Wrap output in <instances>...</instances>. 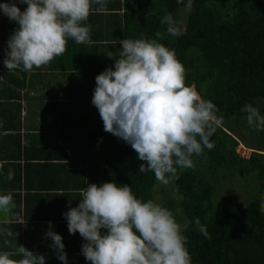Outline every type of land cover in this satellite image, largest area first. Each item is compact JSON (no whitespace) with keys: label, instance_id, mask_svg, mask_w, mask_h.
I'll list each match as a JSON object with an SVG mask.
<instances>
[{"label":"trees","instance_id":"obj_1","mask_svg":"<svg viewBox=\"0 0 264 264\" xmlns=\"http://www.w3.org/2000/svg\"><path fill=\"white\" fill-rule=\"evenodd\" d=\"M186 4L187 0H123L122 4L110 5L109 12L96 21L100 31H92L89 43L77 44L68 38L71 47L66 53L73 59L69 65H62L66 56L62 54L48 65L32 70L44 77L46 72L67 78L78 73L86 77L75 86L78 103L70 104L64 117L73 147L64 153L63 160H68L69 153L73 156L74 151L79 158L71 164L73 169L62 180V186L54 184L43 189L49 195L51 191H62L79 197L73 205L48 203L54 213L55 233L65 245L67 264H90L81 255L83 238L78 232L69 233L64 216L78 206L83 188L114 182L132 188L133 195L143 202H155L159 181L154 173H139V166L146 162L140 161L125 141L104 131L103 121L92 104L95 78L107 68L115 70L123 39L157 40L174 50L185 68L186 86L194 87L203 99L216 105L217 116L222 117L211 138L215 147L193 155V168H178L170 197L162 192L161 206L171 211L181 226L191 264H264V131L252 129L247 114L241 111L247 103L264 116V0H192L191 10ZM166 13L183 23L175 36L167 32V24L161 23ZM17 71L21 79L26 78L27 72ZM4 113L10 114L9 109ZM240 143L252 150L248 158L236 152ZM90 161L92 165L88 166ZM222 187L227 188L223 191L227 205L218 201ZM231 187L247 199L242 202L235 199L236 195L229 196ZM47 196L41 202H48ZM196 218L210 239L201 234ZM106 232L101 230L102 235ZM42 242L25 247L38 255L52 253L45 264H63L51 247L53 241Z\"/></svg>","mask_w":264,"mask_h":264},{"label":"clouds","instance_id":"obj_2","mask_svg":"<svg viewBox=\"0 0 264 264\" xmlns=\"http://www.w3.org/2000/svg\"><path fill=\"white\" fill-rule=\"evenodd\" d=\"M183 3L184 0H177ZM27 8L21 12L15 3L0 4V10L18 24L8 40L4 66L12 71L30 72L48 65L66 51L68 38L77 44L90 42V27L83 25L96 4L97 13L107 14L106 0H19ZM191 10L192 0H187ZM161 23L177 35L175 21L166 13ZM157 37L160 33L155 34ZM120 58L114 69L96 76L92 104L103 121L104 131L129 144L138 154L139 173L153 172L163 185L169 184L178 168H193L192 156L215 147L211 139L222 117L211 101L185 84V68L170 50L157 40L123 39ZM248 125L264 131V116L250 104ZM199 138V139H198ZM77 207L64 216L70 234L79 233L87 241L82 253L90 264H191L181 226L167 208L152 200L137 199L132 188L105 182L89 184L81 190ZM16 207L11 193L0 195V212ZM264 212V203L261 204ZM195 224L205 238L206 228ZM51 227V225H50ZM106 229V234L101 233ZM7 236L10 230L0 229ZM51 247L67 264L65 245L59 234L49 230ZM17 255L19 259H12ZM0 264H45L44 255L16 246L15 252L0 253Z\"/></svg>","mask_w":264,"mask_h":264},{"label":"crops","instance_id":"obj_3","mask_svg":"<svg viewBox=\"0 0 264 264\" xmlns=\"http://www.w3.org/2000/svg\"><path fill=\"white\" fill-rule=\"evenodd\" d=\"M3 3H15L21 12L27 8L19 0H0V4ZM122 3L123 0H106L108 9L110 5ZM96 7L98 5H92L88 19L83 22V25L90 27V37L92 31H100L97 22L106 15L97 13ZM18 27L0 10V195L11 193L16 205L9 213L0 212V229L12 232L11 236H7L0 231V253L4 250L14 253L16 246L25 247V244L51 242L47 232H55L56 224L48 203L69 205L71 202L73 205L76 199L79 200L77 194L74 196L70 192L51 191L49 195L43 189L54 184L62 186V180L73 169L71 164L79 158L74 151L73 156L69 153L68 160H63L64 153L67 154L68 149L70 152L73 147L65 131L67 128L64 126L68 125V121L66 124L64 117L68 115L69 105L78 103L75 86L86 77L79 73L69 78L60 74L52 76L50 72H46L47 76L44 77L35 75L36 71H30L25 79H21L17 69L9 71L3 61L9 51L8 40ZM66 46L63 66L73 60L66 53L71 47L68 41ZM67 88L71 89L66 91ZM6 109H9L10 114L4 113ZM91 165L90 161L88 166ZM46 195L50 200L41 202V198ZM45 204L48 205L44 207ZM29 229L32 231L26 236L25 232ZM85 243L87 241L83 239L82 246ZM41 255L46 260L52 253Z\"/></svg>","mask_w":264,"mask_h":264},{"label":"rangeland","instance_id":"obj_4","mask_svg":"<svg viewBox=\"0 0 264 264\" xmlns=\"http://www.w3.org/2000/svg\"><path fill=\"white\" fill-rule=\"evenodd\" d=\"M174 26L177 28V30L179 29V27H183V23L182 21H175V24ZM249 143H251V140L249 141ZM252 150L250 149H247L243 146V144H239L237 147H236V152L240 155V157H243V158H248L250 156V153H251ZM173 179L174 177L170 180L169 184L167 185H163L161 184L160 182H158L155 186V202L154 203H157L159 205H161L162 203V197H163V191L164 193H166V197H170L172 195L171 193V189L173 188ZM227 189V188H226ZM224 189V190H226ZM232 191H230L228 193L229 196H233V195H236V198L235 199H238L240 201L243 202V200L245 201L247 198L245 196H243L242 194L239 196V191L234 188V187H231L230 188ZM223 187L221 188V194L220 196L218 197V201L221 202L223 205H227L228 204V199H224L223 195Z\"/></svg>","mask_w":264,"mask_h":264}]
</instances>
